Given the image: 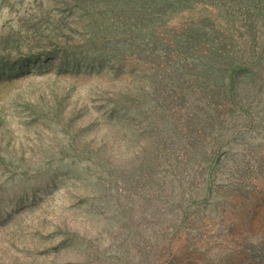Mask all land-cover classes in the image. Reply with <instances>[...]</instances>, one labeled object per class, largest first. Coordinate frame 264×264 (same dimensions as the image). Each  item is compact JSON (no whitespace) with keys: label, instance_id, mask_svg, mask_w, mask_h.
Listing matches in <instances>:
<instances>
[{"label":"rangeland","instance_id":"1","mask_svg":"<svg viewBox=\"0 0 264 264\" xmlns=\"http://www.w3.org/2000/svg\"><path fill=\"white\" fill-rule=\"evenodd\" d=\"M0 264H264V0H0Z\"/></svg>","mask_w":264,"mask_h":264},{"label":"trees","instance_id":"2","mask_svg":"<svg viewBox=\"0 0 264 264\" xmlns=\"http://www.w3.org/2000/svg\"><path fill=\"white\" fill-rule=\"evenodd\" d=\"M213 28L215 29L216 27L213 26ZM196 30H192L191 28H188L183 34L181 35H175V38H181L177 41L178 44H181L183 46H186V50H191L192 48H195L197 51H191L192 54H201V56L203 57H211L214 54V51L211 50V48L206 44H203L201 46L196 45V43H194V41H199L197 40V37L200 36V34L197 35ZM171 46V44H169ZM179 50H181V48H178ZM202 51V53H201ZM194 63V62H193ZM184 63L182 64H177V66H183ZM234 72V70H231V74L229 75V86L231 87V90L234 89V85H235V80H234V75H232V73Z\"/></svg>","mask_w":264,"mask_h":264}]
</instances>
